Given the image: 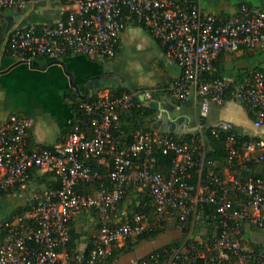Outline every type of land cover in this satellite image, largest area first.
<instances>
[{
	"label": "built area",
	"instance_id": "2783aa9c",
	"mask_svg": "<svg viewBox=\"0 0 264 264\" xmlns=\"http://www.w3.org/2000/svg\"><path fill=\"white\" fill-rule=\"evenodd\" d=\"M65 1L67 13L51 23L14 24L5 39L0 35V52L19 60L34 55L60 57L67 52L112 59L125 19L132 17L181 68L166 89L177 100L191 103L197 129L184 139L157 127L138 130L129 144L120 145V114L142 103H137L135 92L114 94L110 88L81 101L85 121L75 122L66 139L50 148H29L30 117L12 113L0 120V190L26 184L37 171L51 173L57 181L56 187L34 190L29 209L0 224V264H97L112 255L115 245L171 222L182 240L161 245L133 264H231V254L239 256L232 264H264V249L245 247L242 231L244 224L264 229V140L249 137L240 152L239 133L231 122L207 123L215 136L219 130L228 131L226 167L237 165L245 174H216L210 169L203 173L208 144L201 123L212 104L230 99L250 106L256 115L253 125H261L264 68L240 79L210 74L222 52L242 48L264 52V11L241 3L231 14L212 13L199 0ZM28 3L0 0V32L4 11L24 9ZM150 95L151 90L142 93L143 104ZM155 147L174 153L167 168L153 167L155 158L146 156ZM249 151L255 155L247 163L244 155ZM98 159L106 161L103 170ZM195 169L197 179L191 182ZM92 181L98 182L95 191L80 190ZM133 185L149 195L151 216L123 205ZM91 209L98 230L87 249L70 251V223Z\"/></svg>",
	"mask_w": 264,
	"mask_h": 264
},
{
	"label": "crops",
	"instance_id": "0c3cea01",
	"mask_svg": "<svg viewBox=\"0 0 264 264\" xmlns=\"http://www.w3.org/2000/svg\"><path fill=\"white\" fill-rule=\"evenodd\" d=\"M199 1L207 12L231 14L237 10L235 4L231 7L220 5L218 0ZM67 7L65 0H29L24 9H6L2 23L7 16L15 14L17 18L14 24L51 23L65 16ZM125 20L126 26L119 36L116 55L112 59H90L83 54L67 52L60 57L34 55L19 60L9 52L1 51L0 120L12 113L30 117L32 123L28 130L29 148L53 147L66 139L76 122L77 110L73 104L79 100L95 98L101 91L99 89L103 83L106 80L114 83L115 78L112 76L117 74L127 81L133 88L132 92L138 97L142 96L145 90H151L150 99L166 100L173 104L172 115L186 116L188 125L194 126L196 115L191 103L188 101L178 103L179 100L166 89V86L181 74V68L166 55L162 44L146 27L132 17H126ZM1 36L5 39L3 33ZM137 63L141 65V72L134 75L133 70L136 69ZM149 63H155L157 71L149 67L146 70L144 64ZM262 68L264 52L257 49L242 48L236 52H222L215 63V69L221 72V76L235 79ZM255 117V111L250 106L229 99L222 104H212L205 122L208 124L231 122L239 134L257 136L264 140V119L261 125L255 128L253 125ZM254 155L255 151L247 152L244 155L246 162L252 161ZM96 162L100 167H106L104 159H98ZM223 169L226 172L225 163ZM254 169H258V166L254 165ZM53 180L55 179L50 173L37 171L26 184L9 187L5 194L0 195V224L28 210L33 203L34 190L53 185ZM125 202L123 205L127 208ZM97 230L95 210L82 211L70 223V240L67 248L70 251L87 249L90 239ZM166 230L171 231V236L160 245H151L154 237L138 239L137 236H131L126 242L115 245L112 255L97 264H133L157 247L180 237L181 233L174 223H168L162 232ZM242 231L245 247L264 249V229L244 224Z\"/></svg>",
	"mask_w": 264,
	"mask_h": 264
},
{
	"label": "trees",
	"instance_id": "16d2710c",
	"mask_svg": "<svg viewBox=\"0 0 264 264\" xmlns=\"http://www.w3.org/2000/svg\"><path fill=\"white\" fill-rule=\"evenodd\" d=\"M177 1H179L180 3H188V2H196L198 0H177ZM241 3L259 6L264 11V0H235V2H234V4L237 7ZM0 33H1L0 35H2V32H0ZM215 63H216V60H215ZM219 75L221 76V72L217 71L215 68L210 74L211 77H215V76H219ZM124 90L129 91L122 84H119L115 87H110V91L114 94L120 93L121 91H124ZM92 99H94V97H90V98L85 99V100H92ZM136 101H137V103H142V104H140L139 106L134 105L132 107L131 112H129V113H121L120 114L119 128L122 131V132H120L121 137L118 140L120 145L129 144L132 141L133 135L136 131H138V130H151L154 127L150 122L152 121L151 116L155 112L147 104H143V101L140 100L139 97H137V96H136ZM80 102H81V100H79L73 104L75 109L77 110L76 122L77 121H79V122L85 121V115L83 114V111L79 106ZM178 103H181V101H178ZM201 123H202V129L206 135L207 144H208V149H207L206 154H205L206 163L204 164L205 167H204L203 173H206L210 169L211 171H213L216 174H223L224 173L223 165H224V163L226 164V148H225L224 144H225V139H226V135H227L228 131L219 130L218 135L215 136L214 134L211 133L210 126L205 122V120H203ZM194 132L193 131H183V132H180L178 134L174 133V132H168V134L173 135L177 139H184V138H187L188 136H190L191 134H193ZM120 133L118 132V135ZM248 138H249L248 136H245L242 134L237 135L236 140L238 143V147L240 148L241 144L245 140H247ZM240 152H241V148H240ZM146 156L149 158L150 157L155 158V161L152 162L153 167L165 169L172 162V160L174 158V153L173 152L163 153L161 148L155 147V148H153L151 153L146 155ZM143 157H145V156H143ZM207 161H211L214 163H208ZM93 164H95V162H93ZM101 169L103 170L104 168H101ZM226 171L234 173V174H238L239 172L242 174H245V171L237 165L227 168ZM254 171L256 174L261 173L259 171V168L254 169ZM51 175H53V174H51ZM197 175H198L197 170L196 169L193 170L192 177L189 180L191 182H195L197 179ZM56 186H57V181L53 180V185L48 186V187H56ZM132 187L137 188L136 192L138 193L137 194L138 196L136 198H134L133 200H130V202H128V203L125 202L127 204V209H128V207H130V205H133L135 208L132 209V211H138L141 213H145L148 216H151L153 214V207L151 205V199H150L149 195L146 193V191L138 189V187L135 185L130 186V188L127 191L128 194L131 191ZM97 188H98V182L97 181L88 182V183H85L84 185L80 186V190L85 191V192H93ZM8 189L9 188H7L5 190H0V195L5 194ZM128 194H126V197ZM205 207H206V209H210L209 205H207V204L205 205ZM164 228L165 227H160V228L155 229L154 231L145 232V233L137 236V238L138 239L153 238L156 235H158L160 232H162L164 230ZM181 240H182V238L178 237V238L174 239L173 241L166 243L165 245H167V246L176 245ZM247 248L250 250H260L261 249V248H254V247H247ZM238 259H239V256L237 254H231V264L237 262Z\"/></svg>",
	"mask_w": 264,
	"mask_h": 264
},
{
	"label": "water",
	"instance_id": "95a60500",
	"mask_svg": "<svg viewBox=\"0 0 264 264\" xmlns=\"http://www.w3.org/2000/svg\"><path fill=\"white\" fill-rule=\"evenodd\" d=\"M17 15H9L6 17L5 21L2 23V33L6 37L10 28L14 25ZM26 25V24H25ZM113 78L117 79L119 83H122L129 91H133V88L127 83L126 80L118 77L117 74H113ZM143 98V96H139ZM147 105L155 112L151 116V120L154 127L159 128L164 132H174L180 133L183 131H194L197 126H189L188 118L183 115L173 116L172 111L174 110V105L168 103L166 100H145Z\"/></svg>",
	"mask_w": 264,
	"mask_h": 264
},
{
	"label": "rangeland",
	"instance_id": "374dc122",
	"mask_svg": "<svg viewBox=\"0 0 264 264\" xmlns=\"http://www.w3.org/2000/svg\"><path fill=\"white\" fill-rule=\"evenodd\" d=\"M234 2H235V0H218V3L220 5H224V6H231L232 4H234ZM135 65H136V67H135L136 69L133 70L134 71L133 73H134V75H138L141 72L140 71L141 70V65L139 63H137ZM144 67L147 68L146 70H148V67H149L153 71H157V66H155V63H149L148 65L144 64ZM128 75H127V77H128ZM129 81H131V80L129 79ZM110 87H115V84L113 82H110V81L106 80L99 90H103L104 88H110ZM150 123L153 124L152 121ZM136 191H137V188L132 187L131 191L129 192V194L127 193L128 195L126 197V200L127 199L128 200H133L134 198H136L138 196L137 195L138 193ZM126 202L128 203V201H126ZM134 208L135 207L133 205H130V207H128V210H132ZM170 236H171V231H169V230L167 231L166 230V231L162 232L161 234H158L156 237H154L152 239L153 241H152L151 245L152 246L160 245V244H162L163 241L168 240Z\"/></svg>",
	"mask_w": 264,
	"mask_h": 264
},
{
	"label": "flooded vegetation",
	"instance_id": "af4514ba",
	"mask_svg": "<svg viewBox=\"0 0 264 264\" xmlns=\"http://www.w3.org/2000/svg\"><path fill=\"white\" fill-rule=\"evenodd\" d=\"M114 83L117 84V85H118V84H122V83H119L117 79L114 80ZM122 85H123V84H122Z\"/></svg>",
	"mask_w": 264,
	"mask_h": 264
}]
</instances>
